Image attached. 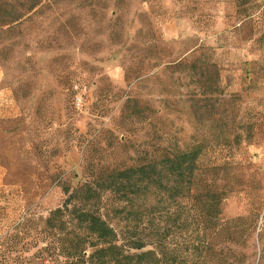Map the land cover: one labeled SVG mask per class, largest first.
Segmentation results:
<instances>
[{
  "label": "rangeland",
  "instance_id": "rangeland-1",
  "mask_svg": "<svg viewBox=\"0 0 264 264\" xmlns=\"http://www.w3.org/2000/svg\"><path fill=\"white\" fill-rule=\"evenodd\" d=\"M193 147L189 195L134 230L176 264H264V0H0V264H61L45 219L75 189ZM135 196L102 194L118 232Z\"/></svg>",
  "mask_w": 264,
  "mask_h": 264
},
{
  "label": "trees",
  "instance_id": "trees-1",
  "mask_svg": "<svg viewBox=\"0 0 264 264\" xmlns=\"http://www.w3.org/2000/svg\"><path fill=\"white\" fill-rule=\"evenodd\" d=\"M198 155L199 150L194 147L176 149L146 164L102 171L96 179L75 189L70 197L73 202L71 207L53 210L45 219L48 229L66 233L58 239L64 257L61 264H176V255L165 251L160 227L156 226L153 230L154 241L134 229L145 222L147 196L156 197L167 191H172V198L189 195L192 186L188 182L197 169ZM105 191L117 194L126 204L130 193L136 194V201L142 200L130 219L134 223L132 227H123L118 232L105 221L101 213ZM212 197L209 198L214 199L215 206L220 204L218 197ZM126 204L119 209H125ZM133 210L131 208L130 213ZM64 214L67 220L63 219ZM87 248L90 252L86 255Z\"/></svg>",
  "mask_w": 264,
  "mask_h": 264
}]
</instances>
